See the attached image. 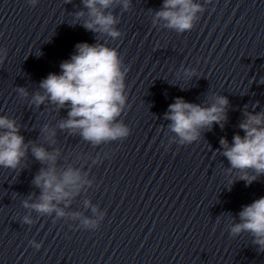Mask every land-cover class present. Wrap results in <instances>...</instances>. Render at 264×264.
<instances>
[{
	"label": "clouds",
	"instance_id": "9594fccd",
	"mask_svg": "<svg viewBox=\"0 0 264 264\" xmlns=\"http://www.w3.org/2000/svg\"><path fill=\"white\" fill-rule=\"evenodd\" d=\"M70 2V0H69ZM87 9V19L82 27L96 36H108L113 40L122 36L116 25V16L108 11L113 5H122L124 11L131 7V0H81ZM35 7L38 0H28ZM201 3L195 0H163L161 9L154 12L153 24L164 22V27L184 33L194 28L198 14L204 12ZM80 20L85 16L84 11L75 14ZM2 61V59H0ZM60 74L50 73L43 79L39 88L41 91L32 96L31 103L37 108L49 101L57 109L68 107L67 118L59 122L61 130L78 133L83 140L92 145L124 140L130 135V129L123 121H119L126 104L125 77L128 69L117 49L105 43H78L76 52L70 60L60 64ZM196 75L195 69H185L184 76L191 79ZM22 97H27L25 88H17ZM209 106L186 102L182 97L168 106L164 118L171 123L169 130L178 138L182 145L191 144L201 137L205 129H211L214 124L224 127L227 121L229 100L226 96L213 94L209 97ZM244 132L234 134L231 144L226 138H221L222 155L227 158L230 167L228 172L237 171L239 180L251 185L264 176V111H245L243 120L238 125ZM0 167L15 170L21 166L31 145L32 156L45 167L35 175L32 184L40 189L38 198L32 195L22 201L25 209H31L40 216L57 218L68 215L71 198L78 195L84 184L90 183L82 177L79 169L69 167L58 171V149L49 151L42 145L32 142L25 143L19 134L20 128L14 119L0 116ZM42 135L51 143H55L56 131L45 124L41 129ZM90 206V202H85ZM60 205H64L61 207ZM95 214L97 211L92 207ZM227 227L232 237L248 233L252 244L258 252H264V197L254 200L251 204L242 206L237 221L231 213ZM73 219L80 213H71ZM24 224H31L32 218L25 215ZM82 226L86 229H96L99 222L96 219L84 218ZM30 245L39 250L42 245L35 240Z\"/></svg>",
	"mask_w": 264,
	"mask_h": 264
}]
</instances>
